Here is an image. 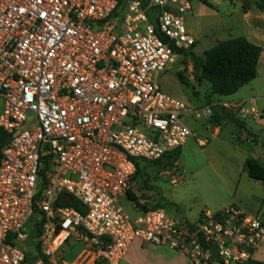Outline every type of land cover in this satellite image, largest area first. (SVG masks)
<instances>
[{"label": "built area", "instance_id": "2783aa9c", "mask_svg": "<svg viewBox=\"0 0 264 264\" xmlns=\"http://www.w3.org/2000/svg\"><path fill=\"white\" fill-rule=\"evenodd\" d=\"M189 14L190 0H0V264H70L67 241L92 263L120 264L135 240L192 264L214 263L212 246L221 264L252 260L264 224L237 205L191 223L134 203L132 217L119 203L135 160H159L193 136L185 118L218 108L264 121L244 100L192 107L161 89L157 78L196 44Z\"/></svg>", "mask_w": 264, "mask_h": 264}, {"label": "rangeland", "instance_id": "374dc122", "mask_svg": "<svg viewBox=\"0 0 264 264\" xmlns=\"http://www.w3.org/2000/svg\"><path fill=\"white\" fill-rule=\"evenodd\" d=\"M207 1L212 5V8L203 5L200 0H190L191 14L185 17V26L188 29L189 27L192 28V34L196 39L192 51L197 56H202L218 41L239 36L243 29L241 20L244 3L242 1ZM251 2H248L249 6ZM178 72L183 74L190 86H185L178 81ZM157 82L164 92L187 102L192 107H201L217 101V98L214 99V96L210 95L208 91L210 90L209 84H199L195 81V72L191 62L183 56L177 57L165 73L157 78ZM244 94V87H241L235 94L221 98L236 100ZM246 106L251 108L249 104ZM216 110L221 112L220 119H215V116L212 115L208 119L197 121V125H193V121L188 118H185L184 121L194 131L198 129L201 132V123L205 120L216 122L225 118V120L231 121L224 116L223 111ZM245 121L248 122L250 119H245L242 122ZM224 130L227 134L228 128ZM181 149L176 162L178 166H175V163L172 166L164 167L161 163L141 162V173L134 179L131 191L139 198L140 205H158L172 218L176 220L186 219L192 222L196 219L197 209L214 196L213 190L217 186V180L213 175L214 170L218 168L223 171L232 167L233 159L230 154H232L233 149L227 145L213 142L208 147L212 155L205 156L195 139L190 137L181 146ZM171 176L180 182L175 185L172 184ZM119 203L121 208L130 216L135 217L139 214V211L133 208V202L126 197H120ZM32 223H34V219L29 216L26 224L27 233L31 231ZM72 254H75V251ZM67 258L69 260L71 256Z\"/></svg>", "mask_w": 264, "mask_h": 264}, {"label": "crops", "instance_id": "0c3cea01", "mask_svg": "<svg viewBox=\"0 0 264 264\" xmlns=\"http://www.w3.org/2000/svg\"><path fill=\"white\" fill-rule=\"evenodd\" d=\"M243 8L244 6H242ZM254 9V5L251 2L249 8L246 11L243 10L241 20L243 29L241 34L236 37H243L247 41L259 46L261 53L257 64L256 77L243 86L245 94L236 98V100H244L251 108L262 111L264 110V13ZM191 29L190 27L189 29L187 28L188 32L193 36ZM222 41H218L217 43ZM213 96L214 99L217 98L215 95ZM218 100L224 99L219 97ZM216 109L218 108L214 110ZM220 116L221 112L216 110L215 119H220ZM188 119L193 121V125H197V120ZM223 119L221 121L217 120L216 122L209 120L203 121L201 123L202 132L198 129L194 131L193 128L187 125L193 134L190 138L195 139L198 146L202 149L203 155H212L208 147L213 142L227 145L233 149L232 154H230L233 159L232 167L223 171L218 168L214 170L213 175L217 180V186L213 190L215 192L214 196L208 199L206 203H203L201 208L197 209L196 219L191 223L196 222L199 213L203 209L216 212L229 205H237L245 212L257 216L264 224V180L252 179L248 174L246 166L247 160H252L257 167L264 169V121H245L242 122L243 127L241 128L237 124L225 120V118ZM225 128H228L227 134H225ZM178 150L179 152L180 150L182 151L181 147ZM206 185L208 184L206 183ZM156 206L159 208L158 205ZM73 251H75V254H72ZM61 256L70 264H103L92 263L90 254L84 250L82 245L73 241H67L62 246ZM69 256H71V259L68 260L67 257ZM252 260L259 264H264V242L259 245ZM120 264L192 263L179 252L166 247L143 244L135 240L131 243Z\"/></svg>", "mask_w": 264, "mask_h": 264}, {"label": "trees", "instance_id": "16d2710c", "mask_svg": "<svg viewBox=\"0 0 264 264\" xmlns=\"http://www.w3.org/2000/svg\"><path fill=\"white\" fill-rule=\"evenodd\" d=\"M145 3V0H140ZM244 2V11L249 8L248 2L252 1L254 8L264 13V0H236ZM200 2L212 8V5L207 0H200ZM123 0H119V7H122ZM195 46V45H194ZM193 46V47H194ZM193 47L183 53V58L191 62L192 68L195 72V81L199 84H206L210 86V95L219 97H226L235 94L241 87L248 84L256 77L257 64L261 53V48L243 37H236L224 40L217 43L212 48L206 50L202 56H197L193 53ZM178 81L185 85L190 86V83L183 77L181 72L177 74ZM208 98V96H206ZM216 99V100H217ZM211 104V103H210ZM216 116V110L213 112ZM225 114V113H224ZM231 122L243 127L242 121L238 118L231 117L227 114L224 115ZM180 155L179 150L167 153L159 160L153 162H145L142 160H135L136 171L134 179L141 173V162L151 164H162L164 167L172 166L177 162ZM144 166V165H143ZM246 166L248 174L252 179L264 180V169L255 165L252 160H247ZM257 171V172H254ZM126 198L133 202L138 208L147 210L148 206L140 205L139 198L129 190L126 192ZM69 207L74 208L79 212H83L81 206L73 198L69 197ZM157 207V206H156ZM35 206L32 208L30 218L35 217ZM28 222V221H27ZM39 232V224H34L32 235ZM26 260L30 261V255L26 254Z\"/></svg>", "mask_w": 264, "mask_h": 264}, {"label": "water", "instance_id": "95a60500", "mask_svg": "<svg viewBox=\"0 0 264 264\" xmlns=\"http://www.w3.org/2000/svg\"><path fill=\"white\" fill-rule=\"evenodd\" d=\"M61 199H62L63 203H65V204H68L70 202L69 198H67V197H62ZM210 250H211V253H212V256H213L215 263L221 264L219 259H218L215 247L212 246L210 248ZM245 264H259V263H257L256 261H253V260H249V261L245 262Z\"/></svg>", "mask_w": 264, "mask_h": 264}]
</instances>
